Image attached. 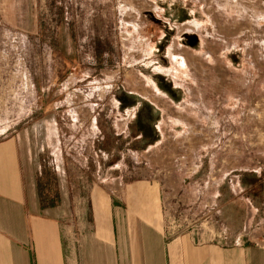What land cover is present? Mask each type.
<instances>
[{"label": "rangeland", "instance_id": "1", "mask_svg": "<svg viewBox=\"0 0 264 264\" xmlns=\"http://www.w3.org/2000/svg\"><path fill=\"white\" fill-rule=\"evenodd\" d=\"M201 7L216 31L185 34ZM174 52L192 62L188 77ZM144 102L160 111V139L145 148L133 127ZM10 136L33 149L51 192L62 193L63 159L71 200L85 186L127 208L130 186L171 233L235 245L250 206L254 225L264 220V199L243 192L256 173H232L237 190L223 177L240 164L264 171V0H0V139Z\"/></svg>", "mask_w": 264, "mask_h": 264}, {"label": "crops", "instance_id": "2", "mask_svg": "<svg viewBox=\"0 0 264 264\" xmlns=\"http://www.w3.org/2000/svg\"><path fill=\"white\" fill-rule=\"evenodd\" d=\"M201 8L203 19L195 17L182 24L191 27L185 34L216 31L210 13ZM244 25L241 33L250 28ZM172 56L175 72L179 68L188 77L192 62L182 52ZM28 145L18 136L0 139V264H264V220L254 225L258 209L253 206L244 231L234 238L235 245L221 243L226 235L220 240L214 234L206 238L200 233L176 235L168 231L159 211L152 214L156 202L146 191L140 192V203L131 202L129 186L127 208L98 188L88 195L85 186L75 189L71 200L65 171L70 163L62 159L57 167L62 200L42 209L37 187L42 164ZM246 169L261 172V166L240 164L228 167L223 177L240 189L239 175L231 178V174ZM159 188L156 184L154 191L160 193Z\"/></svg>", "mask_w": 264, "mask_h": 264}, {"label": "trees", "instance_id": "3", "mask_svg": "<svg viewBox=\"0 0 264 264\" xmlns=\"http://www.w3.org/2000/svg\"><path fill=\"white\" fill-rule=\"evenodd\" d=\"M119 98L121 106L134 103L133 100H130V94H120ZM159 118L160 111L158 109L156 110V108L154 109L153 105L149 104L148 102H144L139 106L133 122V127L135 128L136 126L135 129H137V133H139V136L136 138L138 139L136 140V142L141 143L144 148L160 139V132L156 130V119L158 120ZM117 151L118 149L114 152L117 153ZM42 169L44 170H41L40 174H38L37 187L41 202V208L46 209L48 207L56 206L61 200V194L59 191H56V188H54V190L52 189V192L50 191V188L48 187L49 180L44 178L46 175V167H42ZM261 172L262 173L260 174L256 173L249 175L248 180H244L246 185L243 192L247 194H253L255 196L254 198L256 199H264V171ZM53 182H55V179L53 180ZM224 186L229 185L224 184ZM223 187L222 189L226 191V189Z\"/></svg>", "mask_w": 264, "mask_h": 264}]
</instances>
